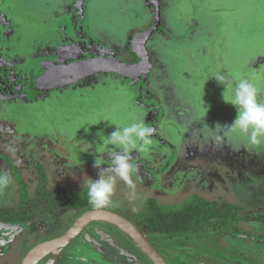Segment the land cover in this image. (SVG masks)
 I'll list each match as a JSON object with an SVG mask.
<instances>
[{
	"label": "rangeland",
	"instance_id": "1",
	"mask_svg": "<svg viewBox=\"0 0 264 264\" xmlns=\"http://www.w3.org/2000/svg\"><path fill=\"white\" fill-rule=\"evenodd\" d=\"M72 1L0 0V53H4L0 61L14 63L24 59L23 63L17 62L14 69L0 70V92L5 91L6 86L22 94L32 92L37 82L32 72L54 62L47 63L46 60L72 64L118 52L121 56H130L131 40L152 22L155 13L152 0H88L87 21L83 10L77 6L78 0ZM237 1L236 6L244 7L238 11L239 18L237 14L226 12L212 20L200 12L196 27L192 26L191 8L189 15H185L191 0L167 3L160 22L172 31L168 38L159 39L160 30L157 29L159 31L151 36L153 41L150 43L148 39L147 50L157 52L151 56L154 68L137 79L116 78L112 72L113 80L106 81L103 86L97 82L88 86L84 96L78 102L68 104V108L67 98L79 99L76 92L62 94L59 101L50 97L30 106L18 107L16 103L0 106V116L15 119L16 132L31 145L18 152L17 145L4 135L6 146L12 154L18 155L17 158L21 157V163L29 170V181L27 186L23 184L19 189L18 182L10 175L12 183L0 191V240H3L0 264H21L34 245L61 235L86 210L97 208L89 203L84 182L89 177L99 178L100 169L94 167L96 157L103 159L102 167L107 168L110 153L120 151V146L107 142L108 136L137 118L143 119L153 130L151 145L144 150L139 147L131 150V162L136 167L134 180L141 199L131 202L128 187L118 181L110 206L102 209L122 215L149 237H156L165 228L184 236L183 232L205 221L231 222L230 229L219 235V247L214 243L209 245V235L199 236L204 242L207 240L210 248L218 249V254L207 252L195 256L196 249L188 248L182 256L188 258L191 252L188 262L195 261L193 264H264V149L258 154L249 147L235 152L227 147L218 149L206 139L207 125L201 127L203 123L213 128L217 123L230 125L237 115L236 107L224 101V91L216 87L214 80L210 88L205 86L209 71H206L209 77L203 83L204 65L212 66L211 51L209 54L204 51L206 45H211L206 37L209 33L229 34L232 37L230 46H226L225 39L216 40L214 45L219 46L225 57L229 56L224 59V65L232 69L241 67L244 75L251 76L255 85L258 83V88L264 87L249 70L252 58L264 52V0H224L220 4L225 3L230 8ZM177 2L181 9L176 6ZM195 2L208 3L206 0ZM63 5L67 12L62 11ZM56 15L59 18L52 26ZM178 15H181L180 19ZM223 19L231 21L225 25ZM140 25V29L135 28ZM185 34V41L176 43V35ZM58 38L60 42L66 41V45L56 46L50 42ZM47 44L50 45L45 49ZM202 48V52L195 54ZM30 54L33 55L32 62L26 64L25 59ZM38 58L43 59L39 67L33 63ZM197 68L198 76L192 75ZM101 74H91V77L100 81L98 75ZM164 88L176 89L182 94L179 101H175L182 105L172 101L167 103V96L174 91ZM207 106L208 112L202 121L200 117L207 111ZM188 111L191 118L185 119ZM39 172L42 179L33 183ZM40 181L41 195L37 188ZM22 195H26L25 204L19 200ZM134 207L138 210L133 211ZM152 207L158 209L159 214ZM50 211L52 214L48 215L53 221L48 222L42 215ZM11 213L16 217L8 220L13 216ZM96 224L66 245L47 251L35 264L88 263L106 252L110 246L109 238L114 235L113 229L118 234V243L110 246L113 261L94 260V264L98 261L100 264H155L116 225L104 220ZM89 242L101 251H94L95 246ZM173 250L177 251V248L173 247Z\"/></svg>",
	"mask_w": 264,
	"mask_h": 264
},
{
	"label": "clouds",
	"instance_id": "2",
	"mask_svg": "<svg viewBox=\"0 0 264 264\" xmlns=\"http://www.w3.org/2000/svg\"><path fill=\"white\" fill-rule=\"evenodd\" d=\"M218 82L225 85L223 99L236 107L237 115L228 125L217 128L206 124L209 134L206 139L218 149L229 148L231 151H240L243 147L264 149V89L258 88L251 76L241 75L238 78H229L221 72L211 74ZM227 91V95L225 92ZM207 111L200 117L206 116ZM152 128L143 119L137 118L130 125L119 127L108 136V143L118 145L120 151L111 152L107 168L101 158H95L94 167L100 169L99 178H88L84 184L87 187L89 203L97 208L110 206L116 191L118 181L124 182L128 187V199L136 202L141 199L137 191L134 177L136 167L131 162V150L139 147L144 150L151 145ZM12 183L11 176L6 171H0V191ZM133 211L138 210L133 208Z\"/></svg>",
	"mask_w": 264,
	"mask_h": 264
},
{
	"label": "flooded vegetation",
	"instance_id": "3",
	"mask_svg": "<svg viewBox=\"0 0 264 264\" xmlns=\"http://www.w3.org/2000/svg\"><path fill=\"white\" fill-rule=\"evenodd\" d=\"M87 1L88 0H84L82 3L79 4V0H78L77 1V6H78V8H81V10H83V12L85 14V18L88 21V19H87L88 6H87V3H86ZM161 1L162 0H159V3L162 5L163 3H161ZM72 2L73 1L71 0V3ZM65 5H63L64 7L62 8V11L63 10L64 11L66 10L65 12H67V7L66 6H68L69 4H67L66 6ZM150 9L152 10V7ZM151 14H153V13H151ZM153 16H154V18H153L152 22L149 23V24H147L146 27L150 26L154 22V20H155V13H154ZM160 17H161V6H160ZM58 18H59V15H56V17L54 18L55 24L52 23V26H55L56 25V22H57V19ZM61 26H63V24H61ZM135 28L140 29L139 26H137ZM159 28H160V26L157 29H159ZM155 31L153 33H155ZM92 33H94V32H90V34H92ZM59 40L60 39L58 38V40H56L55 42H53V41H50V42L53 43L56 46L61 45V43L63 45H66V43H67L66 41H61L60 42ZM132 42H133V39L130 42V51H131V53H130L131 55L130 56H128V57L121 56L120 55V52H118L117 54L115 53L112 56H114L117 59H120L122 61H125V62H136L138 59H137V57L135 56V54H134V52L132 50ZM86 43H88V42H86ZM48 45H50V44H47L46 47H45V49H47ZM146 47H147V44H146ZM35 49H36V47L34 48V50ZM98 51H99V49H98ZM31 53H33L32 50H31ZM3 54L4 53H0V56L4 58V55ZM98 56H100V55H98ZM98 56H96V57H98ZM32 57H33V55L32 56H31V54L28 55L27 58L25 59L26 60L25 63L26 64H28L29 62L31 63L32 60H30V59ZM106 57H108V55ZM129 57H132V59L131 60L130 59H127ZM9 58H10V56H9ZM90 58H95V57H90ZM90 58H88V59H90ZM42 60H41V58H38L33 63H34V65H37V67H39L38 64H40V62ZM23 61H24V59L21 60V61H17V62L18 63H23ZM36 61H37V64H36ZM51 61H54L53 62L54 64L52 63L47 68H45V67H41L40 69L37 68L38 69L37 72H32V73H34L33 76H35L37 78V82L34 83L35 87H33L32 92H26V93H23L22 94V93L18 92L17 90H14V88L12 89L11 87H7L6 86L5 87V91L3 90V92H0V106L3 105V104H12L13 105L14 103H16L17 104L16 106H18V107L30 106V105H33V104H37V103L43 102L44 100L49 99L50 97H52L54 99V101H59V99L62 96V94L66 93V92H71V93H75L76 92V95L79 96L78 97L79 99L78 100H74L72 98H67V108H68V104L71 105L72 103H74V101H77L78 102L80 100V98L82 96H84V94H85V91L84 90L88 86H93V84H95L96 82H97L98 85H100V86L102 85L103 86V85H105V82L106 81L113 80V75L110 74L112 72H108L109 74H101V73H106V72H97V73H93V74H98V73L101 74V75H98L100 77V81H97V77L96 78H93V77H91V75H88V76L83 77L81 79H78L75 82L70 83V84H63V85H61V86L59 85L57 87L49 86L48 85L49 83H47L45 81H42L43 75L53 65H61V64H63L60 60H46L47 63H51ZM149 61L151 63V56L150 55H149ZM9 62H1L0 61V70L1 69L4 70L6 67H10V68L12 67L11 69H14L13 68L14 65H17L18 64L17 62H14V63H9ZM151 69L152 68H150L149 71ZM114 73L115 72H113V74ZM115 75H116V78L118 76H122V75L117 74V73H115ZM140 76H142V75H140ZM109 77H111V78H109ZM123 77H125V76H123ZM126 78H128V77H126ZM0 83H1V81H0ZM90 84H92V85H90ZM7 90H8V92H7ZM136 102H139V101H137V99H136ZM140 103H142V102H140ZM153 106L155 107L154 104H153ZM135 111H137V110H135ZM2 117L6 118L7 116H0V118H2ZM8 120H9V122L11 120V122L16 125L15 119L8 117ZM9 124L10 123H6L5 126H3V125L0 126V138H1L0 139V167H1L0 168V171L3 170L2 165H5L4 166V171H5V168H6V170L8 171V174L13 177L14 181L16 180L18 182V184H19L18 186H19V189H20V186H22L23 184H25V186H27L26 183L29 181V172H27V171H29V170L27 168H25L26 165H23L24 163H21L22 162L21 157L19 159V158H17L18 155H15V153H13V154L11 153V151L9 150V146H6L4 135H6L10 139V142H13L14 144L17 145L18 152L21 151V148L22 147H24L26 149L27 146L31 147V145L28 144V143H26L22 139V137L16 132V127L9 129ZM4 128H5V130H4L5 133H2V131H3L2 129H4ZM11 130H12V133H11ZM13 132H14V134H13ZM9 133L10 134H13V135L11 136V135H9ZM2 136H3V138H2ZM34 137H36V136H34ZM21 143L23 144L22 146H21ZM25 143H26V145L24 146ZM8 155H12L13 157L12 158H9ZM42 170H43V168H42ZM22 172H24V173L22 174ZM22 177H23V181H22ZM37 179H39V180L42 179L41 176H40V172H39V175H37L36 179L33 181V183L35 181H37ZM39 185L40 186H37V188H39V192H40L39 194L41 195V191H43V189L40 188V187H42V182L41 181L39 182ZM40 189H41V191H40ZM21 199L23 200L22 203L25 204L27 202L26 195L20 196L19 197V200H21ZM28 208H29V210H31L30 206ZM31 212L32 211H30V214H31ZM37 212H39V210H37ZM11 214H13V213H11ZM48 214H52V212L51 211L50 212H46L45 218H48V222H50V220L53 221V217L49 216ZM202 216L199 218V220L202 218ZM15 217H16V214H13V216L11 218H9L8 220H10V219L13 220V219H15ZM97 221H99V220H95V221H92L89 224H87L79 232V234H77V236H79L82 232H84L86 229H88V227H90L92 224H93V226H91V227H94V225L97 223ZM224 221L225 220H221V221H219V220L218 221H214V220L213 221H205L204 223L199 224L200 226L198 225L196 228H191L190 229L191 230L190 231V234L186 238L184 237L185 235L182 236V233H179L174 238V240H175V242H174L175 243V249L177 248V251L173 250V248L170 245L171 244V241L173 239H171L170 241H168V240H162V241H160V239L158 237H165L164 236V233L162 235L159 234L156 237H149L148 235H145L146 233L144 234V233H142L140 231L139 232L142 235H144L146 239H148V241L162 255V257L164 258V260L168 264H193L195 261H193V262L192 261L191 262L189 261L188 262V258L192 257L191 252H189L190 255L188 256V258H184L182 256V255L186 254L189 251L188 248H192V249L194 248V249H196L197 252H196L195 256H197V255H201V256L202 255H206L207 252H209L211 254H213V253L218 254L219 253L218 252V249H216L214 247L213 248H210L209 245H212L213 246V243H214L217 247H219L217 245V243L220 244V241L218 239L219 238V235L223 231H225L227 229L229 230L230 227H231V222H224ZM131 223H133V222H131ZM135 226L137 228V225H135ZM115 232L116 231L113 229L114 235H111L112 237L109 238L110 239L109 245L111 247H112V245H114V243H116V244L118 243V238H117V235L118 234L116 233L117 234L116 235ZM183 233H185V232H183ZM208 233H210V234H208ZM119 234H122V232H120ZM203 234L209 235L210 238H208V239H210L211 244L207 245L208 244L207 243V240L204 242V240L202 239V237H199L200 235H203ZM10 235H11V233H10ZM77 236H75L74 238H76ZM125 237L130 238L128 235H126ZM161 239H163V238H161ZM1 242H3V240H0V243ZM89 243L91 245H94L95 246L94 243H91V242H89ZM196 245H200V246L199 247H195ZM110 246L106 249V252L103 255L101 254V257L95 256L88 263H83V264H94L93 263L94 260H101V261H106V262H112L113 260H112V257H111V255H112L111 253H113V250H112V248ZM220 249H225V248H220ZM94 251H101V250L97 249L96 246H95ZM204 252H206V253H204ZM89 257L91 258V256H89ZM96 258H98V259H96ZM100 263L101 262L98 261L97 264H100Z\"/></svg>",
	"mask_w": 264,
	"mask_h": 264
},
{
	"label": "water",
	"instance_id": "4",
	"mask_svg": "<svg viewBox=\"0 0 264 264\" xmlns=\"http://www.w3.org/2000/svg\"><path fill=\"white\" fill-rule=\"evenodd\" d=\"M83 1L79 0V4ZM152 2L155 6L154 22L133 37L132 50L138 59L136 62H125L114 56H98L90 59H81L72 64L53 65L45 72L42 81L49 83V86L57 87L59 85L73 83L78 79L97 72H115L131 79H137L140 75L148 73L151 65L146 42L160 26V5L155 0H152ZM95 220L108 221L123 230L155 264H168L133 223L116 212L102 208H94L84 212L61 235L34 245L25 254L21 264H35L44 253L67 244L87 224ZM34 259L36 260L33 261Z\"/></svg>",
	"mask_w": 264,
	"mask_h": 264
},
{
	"label": "crops",
	"instance_id": "5",
	"mask_svg": "<svg viewBox=\"0 0 264 264\" xmlns=\"http://www.w3.org/2000/svg\"><path fill=\"white\" fill-rule=\"evenodd\" d=\"M171 1H175V0H162L161 1V3H163L162 5L159 3V5L161 6V17H162V12H163V8H165V7H167L168 6V4H170V2ZM208 3H204V4H202L201 2L198 4L197 2H195V0H191V3H190V6H189V8L187 9V11L188 10H190V8L192 9L191 11H192V21H193V23H194V25H192V26H194V27H196V26H198L199 25V22L197 21V15L200 13V12H203V13H206L207 14V17L209 16V17H211V19L212 20H214V17H216V16H219V17H221L220 16V14H224V13H226V12H229V13H234L235 15L237 14V18H239L238 17V11H241L242 9H244V7L242 6H236V4L238 3V1L234 4V6H232V7H230V8H227L226 7V5H225V3H224V5H221L220 3L223 1L224 2V0H219V2H216V0H206ZM158 2H159V0H158ZM195 2V3H194ZM210 2H211V4H210ZM168 3V4H167ZM179 9H181L182 8V6L180 5V3H178L177 2V5H176ZM179 11V10H178ZM181 11V10H180ZM179 11V12H180ZM217 14V15H215V14ZM185 15H189V11H188V13L187 14H185ZM161 17H160V21H162V19H161ZM178 17H179V19H180V17H181V15H178ZM230 17V16H229ZM151 18H152V16H151ZM150 18V19H151ZM224 20V22H225V25H227V24H229L230 23V21L231 20H229V19H223ZM148 23V22H147ZM146 23V24H147ZM164 22H162V24H161V22H160V28H159V30H160V32H159V35H160V37H159V39L160 38H168L169 37V33H171V29L167 26V25H165V24H163ZM139 27H141V25L139 26ZM215 29V28H214ZM213 29V30H214ZM158 30V31H159ZM186 35L187 34H185V35H183V36H178V35H176L177 37V39H176V43H178V40H182L181 42H183V41H185V37H186ZM151 36H153V34L151 35ZM149 37V42L151 43L152 41H153V37ZM207 41H210L211 42V45L208 47L207 45H206V47H205V49H204V51L206 52V53H208L209 54V51H211V54H210V56H209V60H210V62L212 63V66L210 65V67L208 66V68L206 67V65H204V70H205V75H204V78H203V83L205 82V80L207 79V77H209V74H210V77H209V79H207L206 80V84H205V86L206 87H209L210 85H214L213 83H212V80H214V82L216 83V87H218V88H222V91H225V85L224 84H222V83H220V82H218L217 80L215 81V77H213V76H211V74H215V73H217V72H221V69H223V71L221 72L222 74H224V75H226L227 77H229V78H237V77H240L241 75H244L243 74V72H242V70H241V67L240 68H238V69H232V68H229V67H226L225 65H224V59H228V57L229 56H224V54L220 51V49H219V46L218 45H216V46H214L215 45V41L216 40H220V41H223L224 39H225V43L227 42V44H226V46H230L228 43L230 42V39L232 38L229 34H224V35H220L219 33H217V32H211V33H209L207 36ZM229 39V40H228ZM232 40V39H231ZM148 41V40H147ZM148 42V43H149ZM146 44H147V42H146ZM180 44V43H179ZM189 44H191V43H189ZM197 44V43H196ZM150 45V44H149ZM202 50H203V48L202 49H198V50H196L195 51V54H198V53H200V52H202ZM155 53H157V52H155L154 50H148V54L150 55V56H152L153 54H155ZM229 55H230V52H229ZM195 57L197 58V57H199L198 59H200V60H204V59H202L203 57L202 56H199V55H195ZM193 59H194V57H193ZM252 59H254L252 62L253 63H251V65L249 66V70H250V75H252L254 78H255V80L256 81H258L259 82V84H261V85H263L264 84V52H262L261 54L260 53H258L257 55H255ZM222 60V61H221ZM201 62H203V61H201ZM210 62H209V64H210ZM222 62V63H221ZM215 63H217V66H215ZM150 65H151V68H154L153 67V62H152V60H151V63H150ZM230 66H232V65H230ZM201 68H203V66L201 67ZM198 69L199 68H197V69H195L193 72H192V75H196L197 74V76H198V73H199V71H198ZM195 71H196V73H195ZM206 71H209V74L208 75H206ZM246 73H248V72H246ZM163 76V75H162ZM196 77V76H195ZM194 77V78H195ZM261 81V82H260ZM203 85V84H202ZM256 85H258V83H256ZM210 88V87H209ZM264 87H262L261 89H263ZM163 89V88H162ZM166 91H174V93L172 94V95H170V96H167L168 97V100H167V103L169 102V101H172L175 105H182L181 103H179V104H176L175 103V101L178 99V101H179V96L180 95H182V94H178V92L176 91V89H172V88H164ZM226 93V92H225ZM226 94H228V93H226ZM175 95H177V97H175ZM186 106H188V105H186ZM190 108V107H189ZM192 110V109H191ZM142 115H143V113H142ZM179 116V118H181V116L180 115H178ZM189 116H191V112L190 111H188V112H186L185 113V119L186 118H191V117H189ZM175 119L176 118H174V120L173 121H175ZM190 121V120H189ZM179 122L181 123V120L179 119ZM6 123H10L9 124V129L10 128H15V124L14 123H12L11 122V120H10V122H9V120H8V117H6V118H4V117H2V118H0V126H5V124ZM7 128V127H6ZM8 129V128H7ZM8 129V130H9ZM3 131H2V133H5V128L4 129H2ZM260 149H254V153L255 154H258V152H260L261 153V151H259ZM263 151V150H262ZM263 154H264V152H262Z\"/></svg>",
	"mask_w": 264,
	"mask_h": 264
},
{
	"label": "trees",
	"instance_id": "6",
	"mask_svg": "<svg viewBox=\"0 0 264 264\" xmlns=\"http://www.w3.org/2000/svg\"><path fill=\"white\" fill-rule=\"evenodd\" d=\"M148 206H149V205H148ZM152 209H154V211L157 212V213L159 214V210H158V209H155V208H153V207H152ZM160 213L162 214V213H164V212H163L162 210H160ZM164 214H165V213H164ZM42 216L45 218V215H42ZM190 231H191V230L185 232V236H184L185 238L189 236ZM163 233H164V236H165V237H158V238L160 239V241H162V240H168V241H170L171 239H173V240L171 241V244H170V245H171L172 248L175 247V243H174V242H175V240H174L175 237H174V235H176V234H175L173 231H168L167 228H165V229H163V231H160V232H159V234H161V235H162ZM161 238H163V239H161ZM172 248H171V249H172Z\"/></svg>",
	"mask_w": 264,
	"mask_h": 264
},
{
	"label": "bare ground",
	"instance_id": "7",
	"mask_svg": "<svg viewBox=\"0 0 264 264\" xmlns=\"http://www.w3.org/2000/svg\"><path fill=\"white\" fill-rule=\"evenodd\" d=\"M36 259H34L33 261H35Z\"/></svg>",
	"mask_w": 264,
	"mask_h": 264
}]
</instances>
